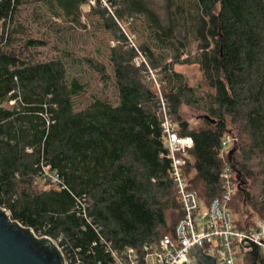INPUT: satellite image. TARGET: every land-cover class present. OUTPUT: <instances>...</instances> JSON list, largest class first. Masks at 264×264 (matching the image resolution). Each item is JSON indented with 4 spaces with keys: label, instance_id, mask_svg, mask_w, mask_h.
Segmentation results:
<instances>
[{
    "label": "trees",
    "instance_id": "trees-1",
    "mask_svg": "<svg viewBox=\"0 0 264 264\" xmlns=\"http://www.w3.org/2000/svg\"><path fill=\"white\" fill-rule=\"evenodd\" d=\"M164 1L162 17L151 0H0V207L80 264L175 235L163 103L194 140L184 172L203 206L224 193L232 134L235 226L264 221V0Z\"/></svg>",
    "mask_w": 264,
    "mask_h": 264
},
{
    "label": "built area",
    "instance_id": "built-area-1",
    "mask_svg": "<svg viewBox=\"0 0 264 264\" xmlns=\"http://www.w3.org/2000/svg\"><path fill=\"white\" fill-rule=\"evenodd\" d=\"M153 78L156 82L154 75ZM163 116L162 131L168 148L167 157L171 160V176L177 187L184 217L176 225L175 235L163 236L158 245H146L140 252L134 248L121 251L110 248L113 259L111 264H194L196 258L189 251L197 243L204 254L216 257V264H239L241 257L251 252L254 245L264 251V221L257 220L252 229H239L235 226L229 207L237 186L226 149L233 147L237 138L227 134L222 139L221 156L225 166L221 179L224 193L204 207L198 193L190 189L184 172L185 155L194 147V140L192 136L180 133L179 125L165 103ZM32 231L36 237L53 240L66 264H80L78 258L72 259L66 254L60 240L38 235L33 229Z\"/></svg>",
    "mask_w": 264,
    "mask_h": 264
},
{
    "label": "water",
    "instance_id": "water-1",
    "mask_svg": "<svg viewBox=\"0 0 264 264\" xmlns=\"http://www.w3.org/2000/svg\"><path fill=\"white\" fill-rule=\"evenodd\" d=\"M233 152H229V162ZM189 252L196 258L194 264H216V257L204 254L198 243ZM0 264H66V260L53 240L36 237L31 228L12 221L10 213L0 207Z\"/></svg>",
    "mask_w": 264,
    "mask_h": 264
},
{
    "label": "rangeland",
    "instance_id": "rangeland-1",
    "mask_svg": "<svg viewBox=\"0 0 264 264\" xmlns=\"http://www.w3.org/2000/svg\"><path fill=\"white\" fill-rule=\"evenodd\" d=\"M153 8L162 16L164 17L166 14L165 10V1L164 0H151ZM176 70L184 75L185 82L188 86L193 88H198L204 85L202 73L200 72L199 68L197 66H191V65H177ZM183 115L184 117L191 123L193 126H200L202 124L201 122V116L202 113L190 108L185 107L183 109ZM231 146L226 149V152H229L231 150ZM235 218H238V216H235ZM256 217L253 216L252 220H254ZM242 221H244L245 217H240ZM259 220V219H258ZM175 219L171 221V229L174 228L176 225ZM167 234H170L167 233Z\"/></svg>",
    "mask_w": 264,
    "mask_h": 264
}]
</instances>
